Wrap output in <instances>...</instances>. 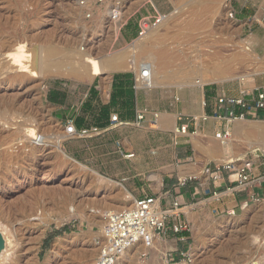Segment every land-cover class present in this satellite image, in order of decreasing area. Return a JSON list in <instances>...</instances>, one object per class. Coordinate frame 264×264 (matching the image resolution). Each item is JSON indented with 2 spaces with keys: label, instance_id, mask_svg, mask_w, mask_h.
<instances>
[{
  "label": "rangeland",
  "instance_id": "obj_1",
  "mask_svg": "<svg viewBox=\"0 0 264 264\" xmlns=\"http://www.w3.org/2000/svg\"><path fill=\"white\" fill-rule=\"evenodd\" d=\"M111 1L122 0H0V54L8 56L11 49L18 47L23 41L35 47H39L43 42L49 47L76 49L79 44L92 41L91 39L97 36V31L102 28L105 29L103 33L106 35H102L101 40L92 41L98 45L95 50L91 48V52L94 55L116 53L131 49L139 40L140 37L134 35L141 23L143 24L144 18H147L154 29L159 24L158 17L160 20L161 15H168L172 16L168 22L170 25L167 23L156 27L160 36L156 42L152 41V44L155 43L152 52L156 53V48L163 46L168 55L174 54L176 50L178 53H175L176 58H173L175 54L173 57L169 56L172 64L169 63L159 69L162 73L157 75V85L150 89L152 93L146 98L151 104L150 107L163 110L165 107H170L173 96L180 98L201 94L205 86L215 94L235 97L247 94L251 99L256 97L257 90H264V70L255 71L260 65V58H264V0H226L231 13L224 22L219 20L220 13L214 6L213 8L210 6L206 10L207 13L200 11L203 8L198 2L200 0H144L133 9L121 25L118 35L109 38L107 37L111 33L109 24L100 25L106 20V5ZM133 1L128 0V3H123L124 7L127 9ZM196 1L197 3H192ZM177 3L180 5L178 6ZM194 20H197V23ZM193 21L197 26L194 29L187 28L186 24ZM226 24L231 26L226 27ZM244 45L250 47L256 59L243 56L239 62L228 60L234 52L243 54L240 48ZM228 62L230 65L227 64ZM124 70H134V68L129 67ZM222 70L231 75L222 73ZM230 71L244 72L242 74L247 73L250 76L241 81L239 78L241 73L234 72V74ZM113 73L105 76L97 74L91 79L82 80L50 74L40 78L31 74L21 82L13 78L9 80L6 75L0 76V98L15 95L13 107L17 109L24 104V107L17 111L19 114L11 113L12 116L10 114L14 126L0 125V153L5 157L4 163L0 166V194L2 191L5 193L3 200L5 212L0 211V263H94L98 254L97 248L104 234L102 225L107 220L109 211L127 207L123 204L125 199L116 194L118 189L122 188L117 184L119 180L112 181L107 176L110 172L107 167L108 162L118 158V154H109L115 146L111 140L119 138V133L111 138L100 139L95 144L87 141L78 142L71 136L62 142L60 148L51 142L54 141L53 138L66 134V127L73 120L72 117L81 111L82 102L90 97L91 86L96 85L100 92L106 91ZM201 75L208 76L207 78L219 75L218 77L223 81L195 83L199 81ZM52 90L62 92L63 102L53 103L49 100V93ZM161 92L170 94V98L166 101L160 99ZM262 114L242 120V124L250 130L257 129V134L256 131L255 134L254 132L249 134L251 137H247L246 141L235 140L230 152L235 155L236 161L237 159L253 160L257 172L264 174V153L257 147L264 144ZM1 119L2 116L0 124ZM31 121L51 142L34 147L25 139V128ZM227 121L226 119L217 122L227 126L232 136H226L225 132L222 136L230 138L235 133L238 121ZM260 128L262 130H259ZM128 131L132 132L134 129L130 128ZM217 133V131L210 132L203 126L195 134L199 156L205 157L207 162H212L209 165L221 163L222 160L215 156L221 155L220 153L226 154L228 151L221 139L215 137ZM247 141L257 148L249 149ZM212 146L217 147V150H223L224 153L218 151V154L213 156ZM9 172L14 173L16 177L15 181L11 180L6 184L5 178ZM21 172H33L35 178L22 181ZM212 195H199L196 201L199 204L192 208L191 214L194 217L192 216L191 219L183 210L184 217L191 225V233H189L191 238L186 240V248L183 250L189 256L182 257L180 251L178 257L170 255L169 257L174 259L167 261L165 241L157 237L154 240L157 241L155 244L160 247V251L155 253L151 246L147 247L140 243L138 252L136 249L128 254L132 259H125L128 257L126 256L121 259V264H164V259L167 264H256L258 257L262 255L261 245L264 240V195L255 196L234 211L216 207L218 201L212 198ZM6 204H13L10 205L13 211L9 210ZM10 211L15 212L14 217ZM66 213H72L73 216L58 224V219ZM221 217H225L222 225L219 224ZM12 222H14L13 226ZM191 250L197 255L194 261ZM5 255L9 258L7 259ZM50 256L54 257L51 262L47 261Z\"/></svg>",
  "mask_w": 264,
  "mask_h": 264
},
{
  "label": "crops",
  "instance_id": "obj_2",
  "mask_svg": "<svg viewBox=\"0 0 264 264\" xmlns=\"http://www.w3.org/2000/svg\"><path fill=\"white\" fill-rule=\"evenodd\" d=\"M141 31L139 27L134 37H140ZM141 78L142 73L134 68L114 72L106 91L100 92L96 85L91 86L90 97L82 102L81 111L72 117L71 122L78 132L69 135L66 131L78 142L94 144L119 133V138L111 140L115 146L109 154H118V158L108 162L110 172L107 176L112 181L119 180L117 184L122 188L116 194L125 199L124 205L134 204L136 199L144 196H153L159 208H165L178 198L191 219L194 217L192 208L199 204L196 203L199 195L213 194L212 198L218 201L216 207L232 211L255 196L264 195L262 172L255 169L252 181L247 183L238 182L236 174L229 171L214 178L206 172L212 162L199 156L195 134L203 126L210 132L217 131V134L229 131L226 125L217 122L226 119L216 115L225 116L228 112L227 108H219L220 94L205 86L201 94L180 98L173 96L170 107L156 110L146 101L152 93L150 89L155 86L140 84ZM159 97L166 101L170 94L161 92ZM234 110L241 112L242 108ZM141 113L143 120L138 119ZM193 118H196L195 123ZM190 121L187 133L179 134L177 128ZM130 128L134 131H128ZM81 130H89L90 134L82 136L79 134ZM182 237L185 239L182 240ZM189 238L191 235L188 232H171L164 239L166 259L170 255L178 257Z\"/></svg>",
  "mask_w": 264,
  "mask_h": 264
},
{
  "label": "bare ground",
  "instance_id": "obj_3",
  "mask_svg": "<svg viewBox=\"0 0 264 264\" xmlns=\"http://www.w3.org/2000/svg\"><path fill=\"white\" fill-rule=\"evenodd\" d=\"M142 1L144 0H134L133 2H131L128 6H127V9L124 7V4L123 3H128V0H122L121 2H115V1H111V2H108V4L106 5L107 8H106V20L105 22L103 21V23H101L100 26H104V24H109L110 28V34L109 36L107 37H112V36H117L118 33H119V30H120V27L121 25L127 20L128 16L130 15V13L133 11V9L137 6V5H140L142 3ZM189 1V0H188ZM194 1V0H192ZM178 2H181V1H178ZM199 4H202L203 5V8H201L200 11H204L203 13H207V9L210 8V6H214L217 8L218 12L220 13V18L219 20L221 19L222 22H224V20L230 16V13H231V9L230 7L228 6L226 0H212V1H207V0H200L198 1ZM183 3V1L181 2V4ZM192 3H197L196 2H192ZM191 3V4H192ZM178 5V3H177ZM180 5V3H179ZM178 5V6H179ZM188 6V5H187ZM181 7V6H180ZM179 7V8H180ZM183 7V6H182ZM194 7V6H192ZM185 8V6H184ZM205 8V9H204ZM213 8V7H212ZM211 8V9H212ZM187 9V7H186ZM190 9V8H189ZM204 9V10H202ZM210 9V10H211ZM182 10V9H181ZM191 10V9H190ZM189 10V11H190ZM185 11V9H184ZM209 11V10H208ZM178 12H180V9L178 10ZM186 12V11H185ZM184 13V12H183ZM174 15V14H173ZM200 14H198V17H199ZM206 15V14H205ZM91 16V15H89ZM103 16V15H102ZM114 16V17H113ZM194 16V14H193ZM204 16V15H203ZM197 17V15H196ZM196 17L194 19H196ZM197 17V18H198ZM172 18V16H168V15H161L160 17V20H159V24H157V26L161 27V26H164L165 24H167L170 19ZM103 19V18H102ZM200 19V18H198ZM190 21V20H188ZM187 21V22H188ZM195 22L197 20H194ZM193 21V22H194ZM218 21V20H217ZM101 22V21H100ZM193 22H190V23H187L185 26L187 28H192L194 29V27L197 26V22L193 23ZM199 22V21H198ZM209 22V21H208ZM208 22H207V27H208ZM219 22V21H218ZM99 23V21H98ZM186 23V22H185ZM216 23V22H214ZM234 23V22H233ZM169 24V23H168ZM200 24V23H199ZM170 25V24H169ZM99 26V25H98ZM156 26V27H157ZM176 26V25H175ZM203 26V24H202ZM206 26V25H205ZM231 26V25H230ZM229 25L226 24V27H230ZM154 28L152 29V25L147 21L145 20L143 22V32L139 38V40H137L131 47V49H127V50H123V51H120V52H116V53H97L99 51H97V55H94L92 52H91V48L95 50V48L97 47L96 45L98 44H95L94 42L92 41H96V40H101L102 39V35H104L105 33H103V28L101 30H98L97 31V36L94 37L93 39H90L92 41H89L88 43L85 42L83 43L82 45L79 44L80 46L76 49H73V48H65V49H59V48H56V47H49L48 45L44 44L42 42V44L39 46V47H35V46H29L27 45L26 43H21L18 47L16 48H13L11 49V52L10 54H8V56H3L0 54V76H4L6 75L7 76V79H11L12 78L14 80H19L20 82L24 79H27L31 74L32 75H36V76H39L40 78H43L45 75L47 74H50V75H54V76H66V77H69V78H75V79H78V80H82L84 78H88V79H91L93 78L95 75L97 74H104L105 75H109L111 74L112 72H116V71H122L126 68H129V67H132V68H135V70H137L138 72L142 73V78H141V81H140V84L142 85H145V86H149V87H153V86H156L157 85V75H160V71L159 69L162 67V66H165V65H169L172 64V60L169 56L173 57L175 53H178L177 50L174 54H169L168 55V52L166 51V49L163 47V46H160L158 49L156 48V53H153L152 52V49L154 47V44H152L154 42H156L160 36V33H159V29L158 28ZM184 27V26H183ZM182 27V28H183ZM221 27V26H220ZM225 27V28H226ZM99 28V27H98ZM186 28V29H187ZM100 29V28H99ZM166 29V28H164ZM174 29V28H173ZM181 29V28H180ZM185 29V28H184ZM89 30V29H88ZM97 30V29H96ZM227 30V29H226ZM91 33V32H90ZM95 33V32H94ZM107 33V32H106ZM167 33V32H166ZM93 34V33H92ZM177 34V33H176ZM88 35V34H87ZM106 35V34H105ZM108 35V34H107ZM165 35V34H164ZM86 36V35H85ZM196 36V35H195ZM88 37V36H87ZM92 37V36H91ZM166 37V36H165ZM117 38V37H116ZM164 38V37H163ZM179 38V37H178ZM230 38V37H229ZM21 39V38H20ZM33 39V38H32ZM89 39V40H90ZM30 40V39H29ZM84 40V38L82 39ZM164 40V39H163ZM227 40V39H226ZM22 41V39H21ZM106 41V40H105ZM160 41H161V38H160ZM165 41V40H164ZM28 42V41H27ZM45 42V41H44ZM186 42V41H185ZM226 42V41H225ZM229 42V41H228ZM241 42V41H240ZM47 43V42H46ZM87 43V44H86ZM106 43V42H105ZM231 43V42H230ZM5 44V43H4ZM100 44V43H99ZM101 44H103V42H101ZM234 44V43H232ZM10 45V44H9ZM8 45V46H9ZM73 46V44H71ZM106 45V44H105ZM206 45V44H204ZM231 45V44H230ZM239 45V44H238ZM241 45V44H240ZM15 46V45H13ZM37 46V45H36ZM100 46V45H99ZM102 49V46L100 47ZM104 48V47H103ZM223 48V47H222ZM232 48V47H231ZM234 48V47H233ZM236 48V47H235ZM240 48V47H239ZM242 51H243V54L242 52H240L241 54L239 53H232L231 54V57L230 60L231 62L232 61H237L239 62V60L241 59V57L243 58V56H249V58L251 59H256V56L254 55L253 52H251V49L248 45H244L240 48ZM10 50V49H9ZM98 50V49H97ZM100 50V49H99ZM154 50V49H153ZM214 49H212L213 51ZM232 50V49H231ZM105 51V50H103ZM215 51V50H214ZM216 52V51H215ZM218 52V51H217ZM216 52V53H217ZM239 52V51H238ZM219 53V52H218ZM214 55V54H213ZM212 55V56H213ZM219 56H221V54H218ZM226 55V54H225ZM230 55V54H229ZM233 55V57H232ZM176 54L173 58H176ZM215 56V55H214ZM158 58V60H157ZM183 59V58H182ZM176 60V59H175ZM246 60V59H245ZM260 65L259 67L256 68L255 71H263L264 70V58L261 59L260 58ZM174 61V59H173ZM214 61V60H213ZM242 61V60H241ZM247 61V60H246ZM223 62V61H222ZM244 62V61H242ZM241 62V63H242ZM236 63V62H235ZM211 64V63H210ZM228 65H230V63L228 62L227 63ZM226 64V66H227ZM232 64V63H231ZM251 64V63H250ZM180 65V64H178ZM208 65V64H207ZM236 65V64H235ZM177 66V65H176ZM225 66V65H224ZM237 66V65H236ZM235 66V67H236ZM252 66V65H251ZM256 66V65H255ZM235 67H233L234 69H236ZM254 67V66H253ZM166 68V67H165ZM172 68V66H171ZM206 68V67H205ZM231 68V70L233 69ZM223 69V67H222ZM230 69V68H229ZM144 70H148V73H147V76L146 77H143V71ZM164 71L166 69H163ZM168 70V69H167ZM205 71V70H204ZM216 72V70H214ZM229 71V70H227ZM251 71V69H250ZM226 71L222 70V73H225ZM230 72H233V71H230ZM234 72H238V71H234ZM233 72V73H234ZM248 72V71H246ZM221 73V74H222ZM232 73V75H233ZM238 73H241V72H238ZM244 73V72H242ZM241 73V74H242ZM207 74V73H206ZM226 74H229L226 72ZM235 74V73H234ZM237 74V73H236ZM202 75H204L202 73ZM200 76L199 77V81L195 82V83H200V84H203V83H206L208 81H213V82H216V83H219V82H222L223 79L221 77H213V78H207L208 76L204 77V76ZM224 76V74H222ZM231 75V74H229ZM239 75V74H238ZM248 76H250V74H242L239 76V78H241V81H244L248 78ZM226 77V76H224ZM236 77V76H235ZM9 79V80H10ZM6 82L7 80L4 79ZM18 81V82H19ZM10 82V81H9ZM193 82V81H192ZM182 83V82H181ZM186 83V82H185ZM21 84V83H20ZM184 85V84H183ZM188 85V84H187ZM182 86V85H181ZM140 87V86H139ZM144 87V86H143ZM15 100H16V96L12 95V96H5V97H1L0 98V109H1V116L3 117L2 122H1V126H7V127H11V126H14L15 124L13 122H11L10 120V117L12 116L11 113L13 114H17L18 110L22 109L24 107V104H22L20 106L19 109H17L16 107H13L14 103H15ZM26 104V103H25ZM4 108V109H3ZM3 110V111H2ZM16 112V113H14ZM11 114V116H10ZM19 114V113H18ZM0 116V117H1ZM16 117V116H15ZM247 120V119H246ZM238 123L236 125V129L234 130L235 133H233V137H230V138H227V137H223L221 134H217L215 137L216 138H219L221 139L222 141V144L225 145L226 149L228 150L226 152V154L224 153L223 150H217V147H214L212 146L211 148V152H212V155L215 156L216 154H218V151H223L224 154L220 153L221 155L219 156H215L216 158H220V161L221 163H228V162H236V157L234 154H232L230 152V148L233 144V142L235 140H244L246 141V138L249 137V134L253 133L254 131H256V134H257V129L254 131L253 130H250L249 127L245 126L244 124H242V120H237ZM249 121V120H248ZM17 125H21L23 123H16ZM28 125L26 126L25 130H26V137L25 139L26 140H29L31 145H33L34 147L35 146H41V145H44L46 142H51L47 139V137L43 134V133H40V131H38V127H36V125H34L33 121H31L30 123H27ZM250 126H254L252 124H249ZM262 125V124H261ZM160 127V126H159ZM233 127V126H232ZM263 127V126H261ZM264 128V127H263ZM259 130H262V128H260ZM67 131V130H66ZM24 133V131H23ZM65 133V132H64ZM255 134V132H254ZM25 135V134H24ZM23 135V136H24ZM69 135L66 133V134H61L60 136H57L55 138H53V142H51L52 144H54L57 148H60L61 145H62V142L64 140H66V138L68 137ZM232 136V134L230 135ZM263 136V134H262ZM251 137V136H250ZM249 137V138H250ZM211 139V138H210ZM263 140H264V136H263ZM262 140V141H263ZM22 144L21 146L23 147L24 146V140L22 139L21 140ZM210 143V142H209ZM249 143V145L247 147H249V149H256L257 147L259 149H261L263 152H264V144H261L259 146H255L253 143H250L247 141V144ZM28 146V145H27ZM43 147V146H42ZM64 152V151H63ZM2 156V157H1ZM68 157V156H67ZM5 161V157L2 153H0V166L2 165V163H4ZM240 162H243V160L239 161ZM63 165V164H62ZM32 167V166H30ZM10 170V169H9ZM3 177V176H2ZM1 177V178H2ZM5 177V176H4ZM15 177L14 176V173L12 172H9L7 175H6V178H5V182L6 184H8L11 180L15 181ZM20 177L23 178L22 181H26L28 179L30 180H33L35 178L34 176V173L33 172H21L20 173ZM104 180V179H103ZM110 181V180H109ZM21 182V181H20ZM120 185V184H119ZM43 193V192H42ZM4 195L5 193L2 191V194H0V211L1 212H5V209L3 208L5 203H3V200L4 199ZM125 197V196H124ZM13 201V200H12ZM14 203V202H13ZM23 203V202H22ZM21 203V204H22ZM19 204V203H18ZM7 205V204H6ZM13 204H9L7 205L9 210L12 208L11 206ZM133 204H126V208H129L131 207ZM20 206V204H19ZM14 207V206H13ZM119 207V206H118ZM246 207V205H245ZM21 208V207H20ZM122 209L125 208V207H121ZM14 209V208H13ZM50 209V208H49ZM121 210V209H120ZM11 211H13L11 209ZM11 215L13 213V217H14V213L15 212H11ZM21 211V210H20ZM117 210H110L109 211V214L112 213V212H115ZM22 212V211H21ZM26 212V211H25ZM8 213V212H7ZM17 214V213H16ZM4 216V215H3ZM41 216V215H40ZM71 216H73L72 213L70 214H65L62 218L58 219V224L59 223H62L64 221H67L71 218ZM7 215H6V219H7ZM11 217V216H10ZM4 218V217H3ZM225 217H221V222L219 223L220 225H222L223 223V220H224ZM14 219V218H13ZM20 219V218H18ZM22 219V218H21ZM11 220V219H10ZM229 220V219H228ZM12 221V220H11ZM14 221V220H13ZM16 221V220H15ZM10 223V222H9ZM14 222H12V226H13ZM107 224V220L104 221V224L102 225V230L104 232V229H105V225ZM5 226V225H4ZM11 226V228H13ZM6 227V226H5ZM7 228V227H6ZM5 228V230H6ZM9 230V229H8ZM11 230V229H10ZM14 231V229L12 230V232ZM11 232V231H10ZM8 232V233H10ZM218 232H221L220 230H218ZM14 233V232H13ZM12 233V234H13ZM215 233V232H214ZM11 234V233H10ZM8 234V236L10 235ZM215 235V234H214ZM3 236V235H2ZM12 239V238H11ZM159 239V238H158ZM263 239V238H262ZM156 240V239H155ZM155 240H152L151 242V249L155 250V253H157L158 251H160V247L158 245H156L155 243ZM5 242V240H4ZM3 242V243H4ZM11 242V241H10ZM23 242V241H22ZM262 242V241H261ZM21 243V242H20ZM5 244V243H4ZM14 244V243H13ZM145 243H143L144 245ZM6 245V244H5ZM10 245V244H9ZM101 245V242L99 243V246ZM139 245H141L140 243L139 244H135L133 245L132 248H130L127 252H125L124 257L128 256L129 252H133L132 250H136V252L139 251ZM142 245V246H143ZM195 245V244H194ZM11 246V245H10ZM98 246V254L97 256L95 257V260H94V263L93 264H96L97 263V260L99 258V253H100V249H101V246L99 247ZM144 246H147L146 244ZM4 247V246H3ZM7 247V246H6ZM148 247V246H147ZM146 247V248H147ZM163 247V246H162ZM262 255L261 257H258V260L256 262V264H264V240L262 242ZM13 248V246H12ZM198 248V247H197ZM165 250V249H163ZM162 250V251H163ZM8 251V250H7ZM1 252V251H0ZM165 252V251H164ZM3 253V251H2ZM9 253H12V252H9ZM163 253V252H162ZM191 253V257L193 259V261L195 260V251L193 252V250L190 251ZM136 254V253H135ZM134 254V255H135ZM198 254V253H197ZM4 255V253H3ZM9 255H12V254H9ZM8 255V256H9ZM3 257V256H2ZM6 257V255H5ZM93 257V256H92ZM7 258V257H6ZM9 258V257H8ZM7 258V259H8ZM53 256H50L47 261H52L53 260ZM120 258L116 263L117 264H121V259ZM132 259V256H128L127 258L125 259ZM3 260V259H2ZM10 261V260H9ZM124 261V260H123ZM192 261V262H193ZM5 262V261H4ZM161 262V261H160ZM164 264H167L168 262L164 259ZM2 264V263H0ZM155 264V263H154Z\"/></svg>",
  "mask_w": 264,
  "mask_h": 264
},
{
  "label": "built area",
  "instance_id": "obj_4",
  "mask_svg": "<svg viewBox=\"0 0 264 264\" xmlns=\"http://www.w3.org/2000/svg\"><path fill=\"white\" fill-rule=\"evenodd\" d=\"M103 1V0H100ZM114 17V16H113ZM147 18L143 19V22ZM159 22V17H158ZM141 34L143 32V24L141 23ZM148 70L143 71V77H146ZM219 108H227L228 112L225 116L220 114L216 117L233 120H244L248 117L259 116L264 112V90H257L256 97L251 99L247 94L239 97L221 95L218 97ZM242 108L241 112H236L234 108ZM116 120L117 117L115 116ZM139 120L144 119L141 113L138 115ZM196 118L192 119L195 123ZM190 122L181 124L177 128L179 134H186ZM66 130L69 135L78 132L75 124L69 122ZM94 131H97L95 129ZM79 134L86 136L90 134L89 130H81ZM222 135V134H221ZM225 135H230L229 131H225ZM225 136V137H226ZM264 165V155H263ZM255 170L253 160H243L239 163H215L206 168V172L218 178L224 171L235 173L237 181L247 183L252 181L253 171ZM172 233L188 232L191 233V225L184 217L183 204L175 198V200L165 208H159L157 199L153 196H144L134 201L129 208H124L110 213L107 216V224L105 225L104 234L101 242L99 258L96 264H117L116 262L122 258L130 248L135 244L145 243L148 247L155 238L166 239ZM184 240L185 238H181ZM182 257L188 254L181 252ZM189 256V255H188ZM174 258H167V261ZM188 261L190 258L188 257Z\"/></svg>",
  "mask_w": 264,
  "mask_h": 264
},
{
  "label": "trees",
  "instance_id": "obj_5",
  "mask_svg": "<svg viewBox=\"0 0 264 264\" xmlns=\"http://www.w3.org/2000/svg\"><path fill=\"white\" fill-rule=\"evenodd\" d=\"M62 98V94L58 90H52L49 93V100L53 103H61ZM262 117L264 118V113L262 114Z\"/></svg>",
  "mask_w": 264,
  "mask_h": 264
}]
</instances>
